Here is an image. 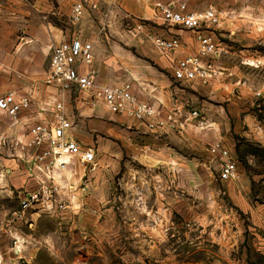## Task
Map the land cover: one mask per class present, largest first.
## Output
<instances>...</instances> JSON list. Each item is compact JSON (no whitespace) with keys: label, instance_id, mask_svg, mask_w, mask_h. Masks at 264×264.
I'll use <instances>...</instances> for the list:
<instances>
[{"label":"rangeland","instance_id":"374dc122","mask_svg":"<svg viewBox=\"0 0 264 264\" xmlns=\"http://www.w3.org/2000/svg\"><path fill=\"white\" fill-rule=\"evenodd\" d=\"M172 1L27 0L29 7L41 5L40 16L47 25H53L52 31L93 38L99 64L105 67L108 79L113 76L111 70L137 64L150 67L154 56L171 54H160L150 37L177 36L168 31L171 25L155 16L157 3ZM182 1L189 11L202 12L213 7L224 15L220 28L201 27L195 32L211 36L217 44V67L218 61L236 65L241 76L245 73L251 78V97L257 107L256 99H261L263 93L256 87L264 81V68L254 65L264 57V0ZM78 4L84 10L80 20L75 21L73 9ZM11 30L0 28V37L6 39L5 36L16 34ZM35 30L38 34L37 26L28 27L27 35ZM47 32L51 35L50 27ZM196 39L200 48L197 36ZM14 40L0 43V96L7 93L6 84L19 85L24 81L20 76L24 62L12 56L2 58V54L20 46ZM64 41L69 40L61 39L58 44ZM34 50L39 51L37 58L42 59V69L48 71L52 48L50 52L47 48L31 51ZM10 69L12 75L8 76ZM199 84L201 87L184 89L194 103L190 106H203L197 108L203 118H214L219 127H225L226 95L218 96L220 89L212 93L205 87L208 85ZM257 92L262 96H257ZM86 100L83 94L68 96L69 114L82 116ZM100 103L105 104L99 100L95 106ZM191 107L186 110L194 109ZM93 119L98 167L91 176L90 193L83 198L86 202L94 192L90 201L95 202L87 201V209L83 207L82 213L73 212L62 220V216L36 218L30 212L26 219L16 221L10 217L20 209L18 190L22 182L15 184L11 178L19 172L0 177V254L5 264H264V254L250 237L241 198L245 189L239 184L241 179L256 181L252 188L254 198L264 203V185L257 184L258 179L264 180L263 149L236 136L233 137L241 147L238 150L220 142L230 150L237 168L239 165V178L230 181L237 184L229 188V182L219 179L220 157L214 149L219 141L213 135L216 130L206 124L204 128L196 127L202 132L194 130L190 135L179 136L176 131L157 135L160 133L137 129L125 122L121 126L118 121L102 124L101 118ZM7 123L8 119L0 114V126ZM115 132L121 137H114ZM99 139L104 143L101 149ZM249 156L253 157V164L249 163ZM82 169L76 164L73 174ZM72 175L68 173V177ZM76 183L79 185L80 181ZM234 217L244 225L237 239ZM6 223L15 228L12 235L6 231ZM13 237L19 239L16 247Z\"/></svg>","mask_w":264,"mask_h":264},{"label":"built area","instance_id":"2783aa9c","mask_svg":"<svg viewBox=\"0 0 264 264\" xmlns=\"http://www.w3.org/2000/svg\"><path fill=\"white\" fill-rule=\"evenodd\" d=\"M83 10L81 4L74 7L75 21L80 20ZM155 16L168 25H177L190 31H200L201 27L220 28L224 19V15L213 7L202 12L189 11L182 0L157 3ZM150 39L162 55H168L181 47L178 36H152ZM198 41V53L180 60L174 69V77L181 82L197 81L210 85L221 76L214 62L220 55L219 49L209 35L200 32ZM94 63L92 42L75 38L52 47L49 72L44 84L53 93L47 101L36 106L40 113H49L51 119L32 121L25 118L34 107L32 93L10 91L0 96V114L8 119L6 126H0V177L6 178L11 174L12 170L3 163V159L10 158L15 161L16 170L24 178L18 190L20 209L10 218L21 221L30 212L67 216L75 211L78 215L87 205L83 197H88L91 190V176L98 167L97 152L93 147L84 148L74 137L75 125L66 108V98L73 93L86 95L87 105L91 107L97 101H103L110 113L131 120L139 128L152 133L176 131L184 134L189 125L204 128V118L198 109L186 110V107L180 109L177 106L162 109L141 101L130 83L98 86V71ZM257 96H262V93L257 92ZM24 118L28 120L24 121ZM214 149L220 157V181L237 180L239 172L230 150L220 142L215 144ZM76 164L83 168L74 173L79 178V185L71 181ZM68 173L73 175L68 177ZM5 228L10 235L15 231L10 223H6ZM18 240L13 237L14 247ZM0 264H5L2 254Z\"/></svg>","mask_w":264,"mask_h":264},{"label":"crops","instance_id":"0c3cea01","mask_svg":"<svg viewBox=\"0 0 264 264\" xmlns=\"http://www.w3.org/2000/svg\"><path fill=\"white\" fill-rule=\"evenodd\" d=\"M38 3H40V1ZM41 13V5L34 4L33 6L29 7L27 0H0V28H10L12 29L11 31L13 33H16L13 36H5L6 39H4L1 35L0 43H10V40L12 38H16L14 42L19 43L20 45L19 47H17V50L15 49L13 52L9 54H2V58H5L6 56H12V58L24 62V68L22 69V73L20 74V76L23 77V83H20L19 85L18 83H8L6 84L5 89L7 91L5 92L8 93L10 91H18L24 94L32 93L33 98L35 99L34 107L32 113H30L25 118H28L32 121L51 119L49 113H40L38 108L36 107L43 101H47L53 93V90H51L44 84V81L49 72V67L48 71L43 70V62H40V60L42 59L37 58V55H39V51L31 50L37 48H41L43 50L44 48H47L48 52H50L52 46H54L53 43L58 44V41H60L61 39L72 40L75 38H79L83 41L94 43V66L98 71V86H113L130 83L135 95L141 101L154 104L155 106L161 107L162 109H170L174 106H177L180 109H184L185 107H191L190 105L194 104L192 99H190V97L186 93V90L184 89L186 87H201V85L199 84L200 82L178 81L174 77V69L180 60L198 52L199 45L196 36L198 37L199 33H196L195 31H184L183 28L180 29L173 26H168L170 27L168 28V31L170 33L179 36L181 40V48L166 57L154 56L151 59L153 64H150V67H142L138 66L137 64L136 66L122 67L120 70L116 71L111 70L113 72V76L108 79L109 75L104 72V66L101 63L99 64V59L97 57L95 48V41L93 40V38H88L86 36H83L82 34L76 33L70 36L68 34H65L62 30L61 32L59 30L52 31L53 25H47L46 22H43V17L40 16ZM32 22H34L35 25H32ZM34 26L35 28L37 26L38 34H36L37 32L35 30L34 34L32 32H29V34L27 35L28 27ZM46 26L51 28V35L48 34ZM193 34H195L196 36H194ZM31 45L35 46L31 49ZM42 50L40 52H42ZM217 64L221 76L217 80L211 82L210 85L205 87L210 89L212 93H214L217 89H220V91L216 93V95L218 96H220L221 94L226 95L228 119L225 122V127L222 126L221 128L219 127V123L213 121L214 118L208 120L209 118L205 117L204 123L206 124V127L212 128V130L214 131L216 130L215 132H213L215 141L222 142L223 144L225 143V145H227L231 150L232 147L235 148V150L241 148L237 142V139H234L233 136H236L237 138L240 137L245 142L260 147L264 150V81H260L259 85L256 87V90H259L263 93V97L261 99H256V102L258 103L256 107L251 97L253 95L251 90V78L247 77L248 75L245 76V73L241 76L240 73H238L239 69L236 67V65H232L229 63L220 64L219 61L217 62ZM35 66L37 68H35ZM254 66V68L258 69L264 68V57L260 58V60H258V64ZM123 70H125V72H123ZM7 73L8 76H11V69L9 72L7 71ZM113 79H115V81H113ZM14 80L15 78H13V82ZM242 82L244 83V86H239ZM235 92L239 95L236 96ZM71 95H76V93H73ZM78 106L80 105L78 104ZM84 106L85 104L82 105V108ZM191 108L202 109L203 106L196 108L193 106ZM70 116L72 118L73 124L75 125L74 137L84 148L94 147L95 141L93 137H95L96 132L95 127L92 123L94 122L93 118H101V120L99 121L102 124H107V121L113 120V122L118 121L121 126H123L122 122H125V124L129 126L133 125L134 127H138L135 123H133V121L110 113L107 109V106H105V104L103 103H100L92 108L88 105L85 106L82 116L74 114ZM25 118L24 121H27L28 119ZM220 128L223 130L220 131ZM137 129L140 128L138 127ZM194 130L195 132H197L199 129L196 128V125H189L184 134H178L179 136L190 135ZM198 132L202 131L199 130ZM112 135L117 138L118 136L121 137V135L117 134L116 132ZM157 135H162V133ZM97 141L99 142V149H101V145H104V143H102L100 139ZM252 158L253 157L251 156L247 157V159L250 160L249 163L253 164ZM3 163L6 167L12 170L11 175L15 176V174L18 173V171L16 170V163L13 159H3ZM78 175L80 174L78 173ZM77 180H79V178L74 176V179L72 178L71 181L73 184H75ZM11 181H15V184H18L19 181L22 182V185L24 183L23 177L20 178L19 174L16 178L12 176ZM15 184L13 183V186H15ZM236 184V182H229L228 187L233 188ZM239 184L245 189L243 194H241V198L244 206V216L249 221L247 225L249 228V232L251 233L250 237L252 238V243L256 247H259V249H257L258 251L264 254V203L258 202L254 198L252 188H254L256 181L252 179H241L239 181ZM257 184L264 185V180L262 181L261 179H258ZM75 185H77V183ZM94 194L95 193L93 192V195H91L87 199L88 202L92 197H94ZM90 202L92 204L95 201L92 200ZM74 208L76 207L74 206ZM73 212L75 213V211ZM32 215L36 218H54L62 216L57 214L43 213ZM61 219L65 220L67 218L66 216H62ZM234 219L238 228V231H236V233L234 234L237 239L238 235H242L244 225H242V223H239V220L236 217H234ZM242 264H246V262Z\"/></svg>","mask_w":264,"mask_h":264}]
</instances>
